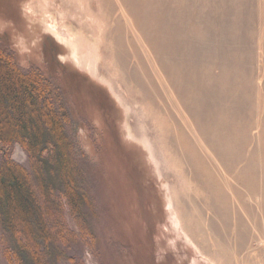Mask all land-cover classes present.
<instances>
[{
  "label": "rangeland",
  "instance_id": "obj_1",
  "mask_svg": "<svg viewBox=\"0 0 264 264\" xmlns=\"http://www.w3.org/2000/svg\"><path fill=\"white\" fill-rule=\"evenodd\" d=\"M107 22L100 0H0L4 48L21 69L40 68L60 88L89 161L83 187L92 208L83 211L90 231L83 234L66 207L76 238L59 245L56 264H264L260 208L245 195V241L232 219L222 232V218L212 217L207 193L195 186L173 128L162 134L115 69ZM11 158L28 166L19 145ZM252 210L258 219L247 216ZM0 221V264H19L6 254L12 240Z\"/></svg>",
  "mask_w": 264,
  "mask_h": 264
},
{
  "label": "bare ground",
  "instance_id": "obj_2",
  "mask_svg": "<svg viewBox=\"0 0 264 264\" xmlns=\"http://www.w3.org/2000/svg\"><path fill=\"white\" fill-rule=\"evenodd\" d=\"M100 2L115 69L162 134L173 128L222 232L232 219L245 241V195L264 219V0Z\"/></svg>",
  "mask_w": 264,
  "mask_h": 264
},
{
  "label": "trees",
  "instance_id": "obj_3",
  "mask_svg": "<svg viewBox=\"0 0 264 264\" xmlns=\"http://www.w3.org/2000/svg\"><path fill=\"white\" fill-rule=\"evenodd\" d=\"M4 39L0 36V220L7 222L4 232L12 240L6 254L19 264H56L59 245L76 238L64 220L66 207L83 234L90 231L83 211L92 208L83 187L89 161L65 95L40 68L21 69ZM16 145L27 154V167L12 161Z\"/></svg>",
  "mask_w": 264,
  "mask_h": 264
}]
</instances>
